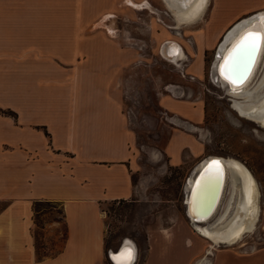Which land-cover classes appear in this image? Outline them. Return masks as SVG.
Segmentation results:
<instances>
[{"label": "crops", "instance_id": "obj_1", "mask_svg": "<svg viewBox=\"0 0 264 264\" xmlns=\"http://www.w3.org/2000/svg\"><path fill=\"white\" fill-rule=\"evenodd\" d=\"M263 11L264 0H0V264H112L103 205L136 197L141 166L118 86L136 45L126 32L140 15L152 37L179 31L175 39L202 58L234 23ZM183 14L194 17L177 25ZM165 92L185 96L176 85ZM163 109L179 124L172 129L198 130L204 146L183 147L179 156L165 142L166 163L200 159L204 131ZM43 202L56 206L36 212ZM37 217L50 251L40 257ZM188 223L148 232L142 264H237L226 249L211 262L215 248Z\"/></svg>", "mask_w": 264, "mask_h": 264}, {"label": "rangeland", "instance_id": "obj_2", "mask_svg": "<svg viewBox=\"0 0 264 264\" xmlns=\"http://www.w3.org/2000/svg\"><path fill=\"white\" fill-rule=\"evenodd\" d=\"M138 20L136 26L139 29L126 32L127 39L135 40L136 45L128 47L133 58L122 69L123 84L118 86L126 109L130 110L129 121L136 132L138 161L141 166L139 174L134 176L136 197L131 201H113L103 205L106 220V253L108 249L116 250L121 241L128 237L136 242L139 249L134 264H142L148 232L172 225H174L173 229H177L176 224L180 221L185 222L188 228L191 227L188 225L185 213V183L203 157L219 156L239 160L255 178L259 190V211L254 231L244 234L241 242L234 245L214 246L212 241L205 239L196 230L195 225L192 227L204 237V245L208 246L209 251L215 248L210 255H207L211 262L215 261L217 254L224 249L229 255L234 256V262L237 264L263 262L264 128L239 116L232 109L224 90L213 83L211 73L216 59L214 53L224 33L218 38L216 45L205 49L201 58L199 52H195L196 48L182 46L175 39L177 36L168 31H159L158 39L152 37L147 28L148 17L145 14L140 15ZM165 37L177 41L186 53V61L180 62L181 68L162 56L161 40ZM169 85L178 86L185 96L176 98L165 92ZM162 107L170 113L175 112L181 117L188 118L204 131L202 138L205 141V152L200 159L187 161L180 166L166 163L162 155L165 142L171 153H177L179 156L183 147L190 145L194 151L202 152L204 146L195 138L198 130L187 133L172 129L174 125L179 124L168 119ZM223 202L217 214L223 211ZM54 206L56 204L43 202L38 203L36 209L45 211ZM40 226L41 219L37 217L34 233L39 257L50 252L43 250L41 239L43 233ZM55 249V247L51 248V250ZM106 259L110 263L107 255ZM196 259L199 261L195 258L190 264Z\"/></svg>", "mask_w": 264, "mask_h": 264}, {"label": "bare ground", "instance_id": "obj_3", "mask_svg": "<svg viewBox=\"0 0 264 264\" xmlns=\"http://www.w3.org/2000/svg\"><path fill=\"white\" fill-rule=\"evenodd\" d=\"M195 3L193 4V6H191L192 9ZM182 4H184V2H182ZM262 13H264V11L259 12L258 14L264 16V14ZM187 15H175V21L177 22V25H181L184 22H191L194 16ZM246 20L247 19H243V21L234 24L228 30V32L225 33L226 35L224 34V38H222L219 42L214 53V57H216V59L214 60L212 65L211 77L213 79V83L224 90L223 92H225V95L231 102L232 109H234L239 116L253 121L257 123L258 126L264 128V48H262L257 67L253 73L252 78L247 82L245 87L241 89L240 93H233V95H231L229 94V92H231L229 87H227L222 81H220L218 77L215 78L217 81L214 80L213 69L215 68L219 53L223 51L227 42L236 32V27H240L239 25H242V23ZM175 21H173V23H176ZM261 26L264 29V22L261 23ZM174 35L179 37L181 33L179 31H176ZM160 52L166 60L176 64L180 68V62L184 61L187 58L183 48L175 40H167L166 42H164L162 44ZM236 97L239 99H236ZM209 157L218 158V160H220L224 166L225 179L223 191L218 206L209 219L202 223L194 222L192 219L188 220L191 225H195L196 230L202 236L212 241L215 246L234 245L241 242L244 234L254 231L259 211L258 186L254 176L239 160L232 157ZM203 162L204 161H202L201 163L199 162L194 167V170L190 174L188 181L185 183V191L191 184L195 169L199 168V166L203 164ZM222 202L224 203V209L221 213L217 214ZM211 219L212 221H210ZM128 242H130L131 244L134 243L132 240L126 238L125 241L120 244L119 248L117 249L119 250V253L117 254V256H114L115 262L117 264H130L133 261V250L130 251L131 253H129V256L124 252L126 250L125 245Z\"/></svg>", "mask_w": 264, "mask_h": 264}, {"label": "water", "instance_id": "obj_4", "mask_svg": "<svg viewBox=\"0 0 264 264\" xmlns=\"http://www.w3.org/2000/svg\"><path fill=\"white\" fill-rule=\"evenodd\" d=\"M243 19L247 20L243 22L242 25H239L240 27H236V32L227 42L223 51L219 53L215 68L213 69L214 80H216L215 78L218 77L220 81L229 87L231 91L229 94L231 95H233V93H240L241 89H243L247 82L252 78L262 51L261 48L258 54L255 56L250 70L246 69V62H242L238 70V75L242 77V79L238 86H234L232 83H229L224 78V76H222L220 68L224 64L225 60L229 57V53L232 51L233 47L240 41V38L248 31L263 29V27H261V23L264 22V16L259 15L258 13L242 18L234 24L243 21ZM236 99L239 98L236 97ZM202 161H204L203 164H201L199 168L195 169L191 184L188 186L187 190L184 191L186 216L188 219H192L197 223L206 221L214 213L223 191L225 179V169L222 162L218 160V158L206 159V157H203L201 162ZM126 238L128 237H125L121 241V244ZM125 248L127 250L126 252L128 253V256L129 253H131L130 251L133 250L134 258L130 263L133 264L137 254L135 243L131 244L128 242L125 245ZM118 253L119 250H107V258L112 264H117L115 262L114 256H117Z\"/></svg>", "mask_w": 264, "mask_h": 264}, {"label": "snow or ice", "instance_id": "obj_5", "mask_svg": "<svg viewBox=\"0 0 264 264\" xmlns=\"http://www.w3.org/2000/svg\"><path fill=\"white\" fill-rule=\"evenodd\" d=\"M261 48H264V29L246 32L233 47L229 53V57L221 66L220 71L222 76L229 83L238 86L242 79L238 75L242 62H246V69L250 70L255 56Z\"/></svg>", "mask_w": 264, "mask_h": 264}, {"label": "built area", "instance_id": "obj_6", "mask_svg": "<svg viewBox=\"0 0 264 264\" xmlns=\"http://www.w3.org/2000/svg\"><path fill=\"white\" fill-rule=\"evenodd\" d=\"M126 113H127L128 117H129L130 116V110L127 109ZM136 256H137V254H136ZM135 259H136V257H135ZM134 262H135V260H134Z\"/></svg>", "mask_w": 264, "mask_h": 264}, {"label": "flooded vegetation", "instance_id": "obj_7", "mask_svg": "<svg viewBox=\"0 0 264 264\" xmlns=\"http://www.w3.org/2000/svg\"><path fill=\"white\" fill-rule=\"evenodd\" d=\"M211 157H213V156H211ZM215 157H219V156H215ZM208 158H210L209 156L208 157H206V159H208Z\"/></svg>", "mask_w": 264, "mask_h": 264}, {"label": "trees", "instance_id": "obj_8", "mask_svg": "<svg viewBox=\"0 0 264 264\" xmlns=\"http://www.w3.org/2000/svg\"><path fill=\"white\" fill-rule=\"evenodd\" d=\"M36 206H37V204H36ZM36 206H35L34 208H35V211L37 212V211H39V210L36 209Z\"/></svg>", "mask_w": 264, "mask_h": 264}]
</instances>
